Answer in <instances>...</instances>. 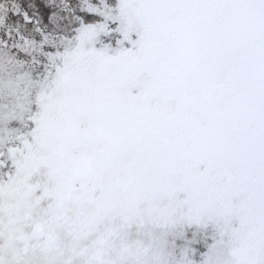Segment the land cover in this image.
<instances>
[{"label": "snow or ice", "instance_id": "snow-or-ice-1", "mask_svg": "<svg viewBox=\"0 0 264 264\" xmlns=\"http://www.w3.org/2000/svg\"><path fill=\"white\" fill-rule=\"evenodd\" d=\"M0 264H264V0H0Z\"/></svg>", "mask_w": 264, "mask_h": 264}]
</instances>
